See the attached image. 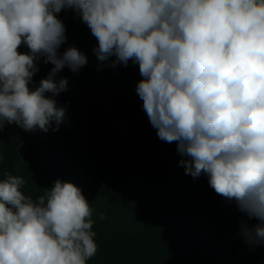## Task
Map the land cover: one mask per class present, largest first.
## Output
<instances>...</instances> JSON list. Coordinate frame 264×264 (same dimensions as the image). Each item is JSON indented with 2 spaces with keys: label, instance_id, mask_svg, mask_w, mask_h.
<instances>
[{
  "label": "clouds",
  "instance_id": "9594fccd",
  "mask_svg": "<svg viewBox=\"0 0 264 264\" xmlns=\"http://www.w3.org/2000/svg\"><path fill=\"white\" fill-rule=\"evenodd\" d=\"M69 8L97 39L99 61L139 64L136 91L158 138L177 142L186 175H206L258 221H241L240 232L264 245V0H0V132L63 123L54 97L68 80L56 76L88 62L75 47L59 54L66 29L57 14ZM41 59L54 67L30 90ZM25 182L0 181V264H86L98 246L82 190L57 180L34 202Z\"/></svg>",
  "mask_w": 264,
  "mask_h": 264
},
{
  "label": "trees",
  "instance_id": "16d2710c",
  "mask_svg": "<svg viewBox=\"0 0 264 264\" xmlns=\"http://www.w3.org/2000/svg\"><path fill=\"white\" fill-rule=\"evenodd\" d=\"M57 16L66 29L59 54L75 47L88 62L56 76L68 80L54 97L66 112L58 131L7 124L0 132V181L23 177L22 194L34 202L57 180L80 188L98 246L86 264H264V245L240 232L241 221H258L217 194L206 175H186L177 142L158 138L136 91L139 64L99 61L98 41L80 16L70 8ZM36 66L30 90L54 67L43 59Z\"/></svg>",
  "mask_w": 264,
  "mask_h": 264
}]
</instances>
